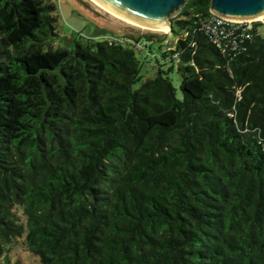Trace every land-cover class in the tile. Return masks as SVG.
Listing matches in <instances>:
<instances>
[{
	"label": "trees",
	"instance_id": "1",
	"mask_svg": "<svg viewBox=\"0 0 264 264\" xmlns=\"http://www.w3.org/2000/svg\"><path fill=\"white\" fill-rule=\"evenodd\" d=\"M210 6L137 89L168 38L55 48L53 0H0V264L22 238L41 264H264L263 23L230 60Z\"/></svg>",
	"mask_w": 264,
	"mask_h": 264
},
{
	"label": "rangeland",
	"instance_id": "2",
	"mask_svg": "<svg viewBox=\"0 0 264 264\" xmlns=\"http://www.w3.org/2000/svg\"><path fill=\"white\" fill-rule=\"evenodd\" d=\"M58 8L60 21L58 25V36L54 37L52 44L55 48H69L75 47V41L80 38L96 39V40H123L125 37H138L144 35L161 36L162 39L168 38V44L164 41L167 48H175L180 40L175 35H166L163 31H154L150 29L141 28L139 26L130 24L119 18L114 17L110 13L104 11L91 0H53ZM261 23L262 20H258ZM260 33L264 35V24L259 27ZM163 50L156 55L151 54V51L143 53L144 63L141 70L143 81L139 83L136 88H140L143 83L149 79L156 77L160 70V65L164 70L171 68L173 63L172 57H164L163 54L167 52ZM157 56L160 64L157 62ZM165 58V62L163 59ZM166 63V65H165ZM165 65V66H164ZM174 86L178 90L179 97H182L181 86L183 78L177 71L171 74ZM11 255L16 264H41L39 258L32 254L25 245V239L22 238L15 242Z\"/></svg>",
	"mask_w": 264,
	"mask_h": 264
},
{
	"label": "water",
	"instance_id": "3",
	"mask_svg": "<svg viewBox=\"0 0 264 264\" xmlns=\"http://www.w3.org/2000/svg\"><path fill=\"white\" fill-rule=\"evenodd\" d=\"M137 24L161 29L172 36L173 19L190 0H97ZM212 14L230 20H262L264 0H211Z\"/></svg>",
	"mask_w": 264,
	"mask_h": 264
},
{
	"label": "built area",
	"instance_id": "4",
	"mask_svg": "<svg viewBox=\"0 0 264 264\" xmlns=\"http://www.w3.org/2000/svg\"><path fill=\"white\" fill-rule=\"evenodd\" d=\"M255 20H230L212 14L201 25V31L205 32L213 43L230 60H235L248 50V42L254 38ZM172 48L169 47L167 51ZM138 51L143 47L137 45ZM179 59V55L173 56Z\"/></svg>",
	"mask_w": 264,
	"mask_h": 264
},
{
	"label": "bare ground",
	"instance_id": "5",
	"mask_svg": "<svg viewBox=\"0 0 264 264\" xmlns=\"http://www.w3.org/2000/svg\"><path fill=\"white\" fill-rule=\"evenodd\" d=\"M91 1L94 2V3H95L97 6H99L100 8H102L104 11H106V12L110 13L111 15H113L114 17L119 18V19H121V20H123V21H126V22H128V23H130V24H133V25L139 26V27H141V28L154 30V31H163V30H161V29H157V28H153V27H149V26H144V25H141V24H137V23H135V22H133V21H130V20H128V19L122 17L121 15H119V14L113 12L111 9H109L108 7H106L105 5H103L102 3H100L99 1H97V0H91ZM163 32H165V31H163Z\"/></svg>",
	"mask_w": 264,
	"mask_h": 264
}]
</instances>
